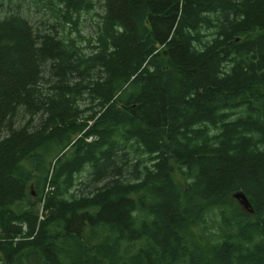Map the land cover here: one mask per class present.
Instances as JSON below:
<instances>
[{
	"label": "trees",
	"instance_id": "obj_1",
	"mask_svg": "<svg viewBox=\"0 0 264 264\" xmlns=\"http://www.w3.org/2000/svg\"><path fill=\"white\" fill-rule=\"evenodd\" d=\"M0 264H264V0H0Z\"/></svg>",
	"mask_w": 264,
	"mask_h": 264
},
{
	"label": "water",
	"instance_id": "obj_2",
	"mask_svg": "<svg viewBox=\"0 0 264 264\" xmlns=\"http://www.w3.org/2000/svg\"><path fill=\"white\" fill-rule=\"evenodd\" d=\"M234 195L236 198H238L240 204L242 205V208L252 213V209L250 208V203L246 195L242 191H236Z\"/></svg>",
	"mask_w": 264,
	"mask_h": 264
},
{
	"label": "rangeland",
	"instance_id": "obj_3",
	"mask_svg": "<svg viewBox=\"0 0 264 264\" xmlns=\"http://www.w3.org/2000/svg\"><path fill=\"white\" fill-rule=\"evenodd\" d=\"M33 9V8H32ZM39 215H40V213H39Z\"/></svg>",
	"mask_w": 264,
	"mask_h": 264
}]
</instances>
